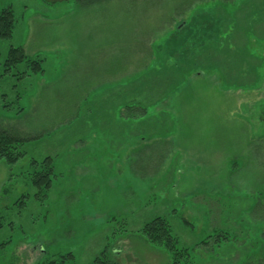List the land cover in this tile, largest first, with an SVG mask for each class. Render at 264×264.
Returning <instances> with one entry per match:
<instances>
[{
  "label": "rangeland",
  "instance_id": "1",
  "mask_svg": "<svg viewBox=\"0 0 264 264\" xmlns=\"http://www.w3.org/2000/svg\"><path fill=\"white\" fill-rule=\"evenodd\" d=\"M238 2L0 0V62L44 59L0 75V129L25 139L0 159V264H171L140 232L157 216L189 264H264V0Z\"/></svg>",
  "mask_w": 264,
  "mask_h": 264
},
{
  "label": "trees",
  "instance_id": "2",
  "mask_svg": "<svg viewBox=\"0 0 264 264\" xmlns=\"http://www.w3.org/2000/svg\"><path fill=\"white\" fill-rule=\"evenodd\" d=\"M16 15L12 6L0 8V43L4 39L12 37L13 30L16 25ZM181 28V27H180ZM174 36V35H173ZM172 36V37H173ZM171 37V38H172ZM176 37V36H175ZM188 34L184 37L185 40ZM44 59L40 57H30L21 46L11 45L9 47L6 59L0 62V75L6 76L11 74L14 69L20 70L19 66L23 64V76H30L36 73L44 72ZM2 64V65H1ZM156 80L164 78L162 71L156 73ZM161 76V77H160ZM166 81V79H165ZM159 83L162 81H158ZM165 83V82H164ZM123 108L132 111H137L139 116L149 114L150 107L141 101H133ZM123 117H127V113L123 111ZM153 127V125H149ZM142 129V127H141ZM120 131L124 132L125 128L120 125ZM146 133V132H144ZM144 138V136L142 137ZM25 139L12 134L8 129H0V159H5L9 163H14L19 160L24 154L22 145ZM51 158H45L41 163V167L36 170V174L40 175L36 182L41 189H47L53 178V170L51 167ZM33 165L38 166L37 161H33ZM3 216L0 212V228L3 226ZM142 236L151 244L165 248L171 255V264H189L190 250L189 248L179 247L178 238L173 233L170 221L164 216H157L148 221L140 229ZM71 255V254H70ZM72 256V255H71ZM68 254L63 255L59 259H48L39 264H70L67 261ZM74 264V263H71Z\"/></svg>",
  "mask_w": 264,
  "mask_h": 264
},
{
  "label": "crops",
  "instance_id": "3",
  "mask_svg": "<svg viewBox=\"0 0 264 264\" xmlns=\"http://www.w3.org/2000/svg\"><path fill=\"white\" fill-rule=\"evenodd\" d=\"M235 1H239V0H235ZM239 3V2H238ZM241 3H243L242 1H241ZM244 4V3H243ZM237 7H235V9H236ZM231 26V25H230ZM226 34L227 35H234V30H232V26H231V29H229L227 32H226Z\"/></svg>",
  "mask_w": 264,
  "mask_h": 264
}]
</instances>
